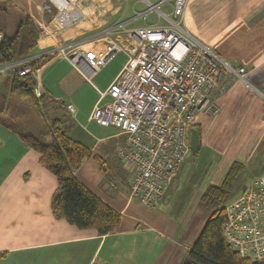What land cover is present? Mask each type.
Here are the masks:
<instances>
[{
    "label": "crops",
    "instance_id": "crops-1",
    "mask_svg": "<svg viewBox=\"0 0 264 264\" xmlns=\"http://www.w3.org/2000/svg\"><path fill=\"white\" fill-rule=\"evenodd\" d=\"M8 1L7 16L15 21L27 16L38 28L37 53L85 41L114 23L130 21L137 12L128 0H67L80 19L61 30L49 0ZM154 18L147 22L153 23ZM144 24L136 20L127 28ZM185 26L233 68L246 69L248 84L229 77V90L219 102L221 113L217 118L200 114L195 128L201 148L227 153V169L234 162L245 166L243 172L249 169L252 179L244 191L264 172V0H190ZM115 39L124 43L126 34ZM126 60L125 54L116 55L90 83L67 59L56 56L33 77L35 86L53 100L51 110L43 114L46 125L50 128L53 121L61 120L68 136L91 150L92 157L74 175L120 214L119 231L99 236L57 219L52 210L56 177L43 168L37 152L0 123V264H184L188 259L211 217L206 214L198 223L205 211L192 203L213 184L200 189L195 171L185 176V164L159 206L146 209L131 198V176L118 156L124 137L91 118L94 108L108 100L98 90H108ZM12 78V74L0 78L1 99L11 96ZM68 105L75 106V114ZM28 130L36 137L35 131ZM48 132L45 128L40 134L44 138ZM191 206L197 209L192 208L190 219L196 217L189 223Z\"/></svg>",
    "mask_w": 264,
    "mask_h": 264
},
{
    "label": "built area",
    "instance_id": "built-area-1",
    "mask_svg": "<svg viewBox=\"0 0 264 264\" xmlns=\"http://www.w3.org/2000/svg\"><path fill=\"white\" fill-rule=\"evenodd\" d=\"M49 2L57 10L59 29L79 21L80 15L69 1ZM138 2L146 9L136 12L130 21L114 23L85 41H73L2 64L0 77H34L42 61L62 56L92 83L116 55L125 54L127 60L117 78L105 92L98 90L108 100L94 108L91 118L124 137L118 156L131 176V198L155 210L190 158L192 123L200 114L219 116V102L231 84L229 77L245 84L248 81L245 68H233L187 30L185 14L190 0ZM150 15L156 17L153 23L147 22ZM136 20H143L144 26L127 28ZM121 33L126 34L124 43L115 39ZM34 94L41 98L40 86H35ZM67 109L76 113L74 105ZM225 215L226 242L243 259L263 263L264 172L225 206Z\"/></svg>",
    "mask_w": 264,
    "mask_h": 264
},
{
    "label": "trees",
    "instance_id": "trees-1",
    "mask_svg": "<svg viewBox=\"0 0 264 264\" xmlns=\"http://www.w3.org/2000/svg\"><path fill=\"white\" fill-rule=\"evenodd\" d=\"M10 9L11 4L8 0H0V18L7 16ZM0 32L3 33L0 44V65L37 53L39 30L29 17L24 16L17 21L12 35H7L2 30ZM46 62V60L42 61L38 68ZM34 88L33 77L13 76L11 95L17 92L23 93L43 115L51 110L53 100L48 93H43L41 98H37ZM11 130L19 135L23 143L41 156L40 163L43 168L56 177L58 187L52 210L57 219L64 220L79 230L95 231L99 236L115 234L119 231L122 221L120 214L103 203L74 175L83 163L92 157V152L68 136L61 120L53 121L43 141L31 134ZM244 168L245 166L240 162L232 163L226 169L222 182L211 185L203 193L199 207L204 211H212L211 217L184 264H264V262L257 263L243 259L223 236L226 223L225 206Z\"/></svg>",
    "mask_w": 264,
    "mask_h": 264
},
{
    "label": "rangeland",
    "instance_id": "rangeland-1",
    "mask_svg": "<svg viewBox=\"0 0 264 264\" xmlns=\"http://www.w3.org/2000/svg\"><path fill=\"white\" fill-rule=\"evenodd\" d=\"M128 1L129 7H132L133 4L136 5L135 10L137 12H142L146 9V6L138 2V0ZM164 10L167 11L168 8H164ZM12 17L13 16L11 15L2 16L0 18V30H2L7 35L13 34V31L17 24V21H15L14 19L15 17ZM147 19L149 21H153L155 18L153 15H150ZM141 22L142 21H138L137 24H140ZM0 110L2 111H0V122L7 127L16 130L17 132L29 134L31 130L28 129H32L33 131H35L34 133H36V137H39L38 139L43 141V134H40L41 131L45 128H47V130H50L49 126L46 125V118L44 117V115H42L39 112L38 108L31 102V100L21 92L14 93L11 96L9 95V98H0ZM198 119L199 118H196V120L192 123L191 128H198ZM204 142H206V140ZM185 164L188 165V167L186 168L185 176L187 177L189 171H192V175L195 171L194 181L196 183H199V186H201L200 189L204 190L211 184L218 185L222 182L223 175L227 169V153L222 155L218 152L211 151L208 147L203 146L201 148L200 146L199 152L193 154ZM251 179L252 173L249 171V169L242 173V175L238 179L234 192L230 196V200L228 201V203L232 202L234 199H236V197H238L237 195H239L243 191V189L249 184ZM176 180L173 182L170 189L174 186ZM198 200L199 198L196 199L192 204L198 206V204H200L201 198L199 201ZM228 203L226 204L228 205ZM190 208L191 210H189V214L187 216V220L189 218V223H191L196 217L191 216L190 219V214H194L193 210L197 209L194 208V206H191ZM211 213L212 211L208 212L205 210V213L201 214L200 218L198 216V223L203 220L206 214L210 215Z\"/></svg>",
    "mask_w": 264,
    "mask_h": 264
},
{
    "label": "water",
    "instance_id": "water-1",
    "mask_svg": "<svg viewBox=\"0 0 264 264\" xmlns=\"http://www.w3.org/2000/svg\"><path fill=\"white\" fill-rule=\"evenodd\" d=\"M189 144H190V150L191 154L189 157H191L193 154H196L200 150V135L197 129L191 128L189 132Z\"/></svg>",
    "mask_w": 264,
    "mask_h": 264
}]
</instances>
